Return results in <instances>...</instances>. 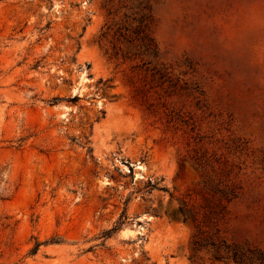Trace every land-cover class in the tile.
Listing matches in <instances>:
<instances>
[{"label":"rangeland","instance_id":"374dc122","mask_svg":"<svg viewBox=\"0 0 264 264\" xmlns=\"http://www.w3.org/2000/svg\"><path fill=\"white\" fill-rule=\"evenodd\" d=\"M233 247L264 253V0H0V264Z\"/></svg>","mask_w":264,"mask_h":264},{"label":"trees","instance_id":"16d2710c","mask_svg":"<svg viewBox=\"0 0 264 264\" xmlns=\"http://www.w3.org/2000/svg\"><path fill=\"white\" fill-rule=\"evenodd\" d=\"M105 35H107V33L103 32L102 37H104ZM114 36H116L118 39L119 38L122 39L123 40L122 44L124 43V45H126L127 47L135 50V53H133L132 55H135L138 57L144 56V55L153 56V57L157 56L156 45L150 34L149 26L148 24H144L142 20L139 22V25L133 31H131V33L128 32V30L125 28H118L114 32ZM128 53L129 52L125 54L123 53L121 55L124 59H126V57H128L126 56ZM115 55L117 56L118 54L115 53ZM154 75L157 76L159 80L165 81L168 79V78L166 79L165 78L166 76L159 70H155ZM74 99H76V97H74ZM116 229L117 228H113L111 231H109V233L116 231ZM194 244H197V241ZM38 246L39 244L36 243L32 252H35ZM230 251H231L230 257L232 258V260L236 264H242L243 263L242 253H240V251L236 247H233ZM254 257H255V260L258 261V264H264V253L263 252H255Z\"/></svg>","mask_w":264,"mask_h":264}]
</instances>
